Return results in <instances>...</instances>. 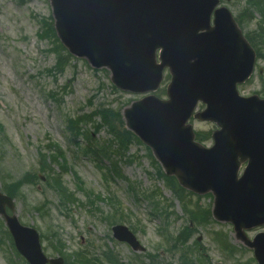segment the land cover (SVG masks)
Returning a JSON list of instances; mask_svg holds the SVG:
<instances>
[{
	"label": "water",
	"instance_id": "1",
	"mask_svg": "<svg viewBox=\"0 0 264 264\" xmlns=\"http://www.w3.org/2000/svg\"><path fill=\"white\" fill-rule=\"evenodd\" d=\"M50 1L61 43L92 67L108 68L116 87L154 91L169 68V101L151 96L133 103L123 113L126 128L182 187L199 195L212 192L215 219L231 222L237 239L264 264V234L253 242L244 236V230L264 224V100L237 94L236 85L252 72L254 52L228 10H215L218 0ZM198 101L207 109L194 118L220 128L210 150L195 143L187 124ZM5 205L13 207L0 195V215L18 251L31 264L44 262L35 231L6 217Z\"/></svg>",
	"mask_w": 264,
	"mask_h": 264
},
{
	"label": "rangeland",
	"instance_id": "2",
	"mask_svg": "<svg viewBox=\"0 0 264 264\" xmlns=\"http://www.w3.org/2000/svg\"><path fill=\"white\" fill-rule=\"evenodd\" d=\"M246 1L223 0L222 5L237 17L246 7ZM51 14L47 0H0V125L4 128L3 131L0 130V186L2 187L1 183L19 181L30 173L44 177L45 173L38 168L37 153L40 147L52 140L64 151L67 169L76 173L73 178L70 173L62 177L63 184L70 192L81 202H85V195L76 188L79 181L83 182L85 190L89 189L95 195L100 194L106 200L114 193L124 212L122 224L135 229L140 245L146 249L145 255L156 254L158 258L154 260V264H179V256L168 253L163 246L156 251L162 240L157 230L165 227V217L159 211H154L152 201L157 199L162 207H166L171 193L157 177L155 166L150 156L146 155L145 146L132 143L126 153L127 158L132 157L131 161L122 160L118 163L122 175L135 183V190L132 191L125 179H110L108 184L105 183L102 172L95 167L96 162L89 156L83 157L80 148L85 147L86 141L79 139L77 145L70 144V135L65 136L67 117L89 113L100 104L110 105L113 109L127 107L131 101H139L142 96L126 94L113 88L107 70L92 69L84 60L71 59L64 74L54 76L47 72L54 68L58 57L54 52L52 39L41 40L37 32L41 28L39 21ZM253 15L254 19L242 24L245 34L254 32L257 27L256 22L260 17L256 13ZM263 67L264 60L259 61L258 68ZM261 85L256 71L248 84L239 88V94H256L260 92ZM52 92L59 94L57 102L53 95H49ZM191 123L195 132L199 131L205 136L215 128L211 123H201L198 120ZM94 135L96 142H106L107 134L104 132ZM211 145V139L204 143L205 147ZM41 151L48 154L47 148ZM109 163L103 161L105 166H109ZM54 168L57 170L55 166ZM13 190L18 199L14 202L16 216L20 223L34 227L42 235V250L47 258L54 259L58 256V251L54 248H58L59 243L52 236L57 234L66 254L86 247L101 259L102 251H106L112 258H117L120 264H140L141 261L143 264H153L148 257L134 254L128 246L113 239L112 226L103 221L104 217L112 215V207L107 201L97 202L99 211L91 206L71 207L68 209L70 216H67L64 214L65 210L59 207L56 193L44 182L36 181L34 185H21L19 189ZM152 191L157 192L153 194V200L148 196L144 197ZM212 202L213 199L208 196L191 198L188 208L195 207L199 211L211 206ZM173 203L174 207L169 209L174 213L169 217L171 222L168 232L176 234L188 221L179 202L175 200ZM35 207H39L41 212ZM206 224L199 227L189 240L191 245L200 238L199 244L202 246L199 249L204 251L207 258L204 264H257L253 259V252L235 240L231 225L217 222L208 226ZM216 230L227 234L228 242L236 253L231 254L233 258L222 253L217 243L213 242ZM259 232H264V226L247 231V238L252 239ZM14 251L7 229L4 224H0V264H27ZM104 264L108 263L105 261Z\"/></svg>",
	"mask_w": 264,
	"mask_h": 264
},
{
	"label": "trees",
	"instance_id": "3",
	"mask_svg": "<svg viewBox=\"0 0 264 264\" xmlns=\"http://www.w3.org/2000/svg\"><path fill=\"white\" fill-rule=\"evenodd\" d=\"M253 2V1H251ZM254 3V2H253ZM254 5L260 9L261 13L263 14V17H264V10L261 8V4L260 5H257V3H254ZM49 30H51V26L49 25ZM52 33V31H51ZM252 41V40H251ZM59 49H62L63 48L61 46L58 47V50ZM60 62H63L64 59L62 60V57L59 59ZM96 116H99L100 117V121L102 123V126H104L107 131L114 137V139L117 141L116 143H118L119 145V148L118 147H115L113 145H110L107 149V152H103V155H108L110 152L111 154H114V155H120L121 153H123V151L126 149V145L128 143H130V140L132 141L133 137H132V134L131 133H127L124 129H123V122L121 121V118H120V114L115 112V111H112L111 109L109 108H104V107H100L99 109H95L94 113H92L91 115L89 116H84V117H78L77 119L75 120H69L70 121V133L71 135H73L74 139L76 138H79L81 136H85L84 134H88L86 131L84 132L83 131V127H85L87 124L84 121L85 118H88L90 117L88 120H91V118H95ZM0 130H1V127H0ZM90 137H92L90 135ZM88 136V138H90ZM49 148V151L52 152V155H45L43 153H41L40 151V154H39V159H40V167L44 170H46L48 173V178H49V181H51V185H52V188L54 187V184L55 183V188L58 192H60L61 194H64L65 192L63 191V189L61 188V184H60V174H58L56 172V170H54V168L52 167V163H55V164H58L60 167H62L61 163H60V159L64 161V156H63V153L62 151L58 148V147H55V145L53 144H50L48 145ZM90 150H92L90 147H89ZM98 152V151H97ZM96 151L93 152V155L96 156L95 153H97ZM48 158L49 159V162H48ZM174 193H175V196L181 200H183L182 198V191L178 188H175L174 190ZM71 196V197H70ZM69 198L72 199L71 202L74 201V198L72 195H70ZM69 199V200H70ZM85 263L84 264H91L92 260H88L86 258H83Z\"/></svg>",
	"mask_w": 264,
	"mask_h": 264
}]
</instances>
